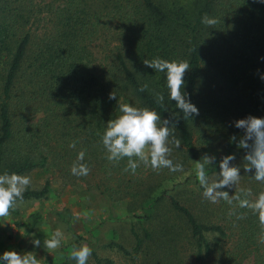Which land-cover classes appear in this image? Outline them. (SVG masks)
<instances>
[{
  "label": "trees",
  "instance_id": "obj_1",
  "mask_svg": "<svg viewBox=\"0 0 264 264\" xmlns=\"http://www.w3.org/2000/svg\"><path fill=\"white\" fill-rule=\"evenodd\" d=\"M205 15L218 23L206 26ZM157 57L189 62L183 91L198 116L184 120L166 74L143 64ZM261 57L264 3L253 0H0V174L50 175L41 188L29 187L24 201L47 197L54 181L104 195L119 207L111 217L131 224L130 249L114 232L105 247L135 263L264 264L257 215L238 203L208 210L189 203L172 182L178 172L141 165L126 173L127 159L113 166L101 142L107 122L121 115L118 104L129 103L179 119L181 148L169 158L184 169L213 145L234 155L238 139L231 137L243 136L234 122L264 118ZM157 92L168 111L156 103ZM82 150L91 172L78 178L70 169ZM211 154L216 163L223 157ZM251 176L255 198L264 183ZM232 210L246 218L229 216ZM92 239L95 264H114ZM55 264L76 263L64 255Z\"/></svg>",
  "mask_w": 264,
  "mask_h": 264
},
{
  "label": "clouds",
  "instance_id": "obj_2",
  "mask_svg": "<svg viewBox=\"0 0 264 264\" xmlns=\"http://www.w3.org/2000/svg\"><path fill=\"white\" fill-rule=\"evenodd\" d=\"M254 3H264V0H253ZM202 23L212 27L218 20L208 15L202 17ZM264 60V57H261ZM143 64L157 72L166 74V84L171 101L183 114L184 120H190L193 116L199 115L198 108L190 102V97L183 91L185 86V74L190 71V64L186 60L168 61L162 58L152 60L145 59ZM264 80V76L260 77ZM148 89L145 84L139 88L140 92ZM109 99H116L111 93ZM156 103L163 111H168L164 106L163 93H155ZM118 110L121 113L117 118L111 119L106 124V129L101 137L103 148L106 150V159L113 166L118 165L122 160L127 159L124 172L135 175L137 169L143 165L159 173L163 169H168L172 173L183 172V165L174 163L170 159V154L175 149H180L182 140L176 135V124L179 119L171 115L168 119H162L155 109L147 107L138 108L129 103H119ZM237 129L243 131V136L231 137L233 142L237 141V147L245 150L243 170L245 174L254 170L251 176L257 182L264 183V118L248 116L234 122ZM76 147V142L69 145ZM85 152L82 150L77 155V160L71 166V174L75 177H86L90 174L91 168L84 163ZM234 155L223 156L219 162L218 179H211L207 169H210L216 162L215 156L204 155L195 164V175L203 189L202 196L205 200L218 204L221 201L232 205L238 201L240 209H246L258 216L260 224V234L258 242L264 244V191L258 193L254 199L252 190L241 188L234 195H229L228 191L222 189H236L242 176L241 168L234 166L232 161ZM32 178L30 175H20L17 173L5 172L0 174V218H7L11 212L24 203V194L31 187ZM236 216L237 220L245 219L244 214H238L235 210L229 212V216ZM76 218H79L77 214ZM35 234H33V237ZM65 240V233L62 228L55 229L49 238H45L43 246L47 250L54 251L61 247ZM32 244L39 248L41 241L33 238ZM93 249L87 244L79 247L73 245L70 259L76 264H87ZM0 260L4 264H42L43 258L38 259L35 252L20 254L16 251H5Z\"/></svg>",
  "mask_w": 264,
  "mask_h": 264
},
{
  "label": "rangeland",
  "instance_id": "obj_3",
  "mask_svg": "<svg viewBox=\"0 0 264 264\" xmlns=\"http://www.w3.org/2000/svg\"><path fill=\"white\" fill-rule=\"evenodd\" d=\"M213 152H216L220 158L224 153L220 145H213L208 148L204 155L213 156L211 154ZM244 155L245 150L239 148L234 150L235 160L232 161V164L241 168L240 175L242 179L236 189H222L228 191L230 196L239 192V189H247L249 186L246 177L251 176V173L245 174L243 170ZM194 170L195 164L191 163L183 172L175 174L174 176H177V178L172 181L176 188L183 190L182 194L189 203H198L200 207L207 210L217 209L220 206L227 209L234 208L238 201H234L232 205H229L224 201L213 204L205 200L202 196L203 189L196 178ZM207 171L211 179H218L219 163L215 162ZM22 175L31 176V188H41L50 176L41 169H35ZM199 199L204 202L201 203ZM252 199H254V196ZM118 210L119 207L104 195L95 191H85L79 187L63 186L54 181L52 192L47 197L37 200H25L23 204L11 212L10 216L0 218V256L5 251H16L20 254L35 252L38 259L43 258L42 264H55L64 255L69 258L73 245L79 247L87 244L91 247L92 236H95L97 243L94 248L100 255L112 258L114 264H134L135 262L132 261L131 256H124L118 251L109 250L105 247L112 239V232H114L117 241L123 242L126 248H131L130 222L127 219H114L111 217ZM77 214H79V218H76ZM35 216L37 221L32 227ZM57 228H62L65 233V240L62 241L59 249L50 252L44 248L43 241L45 238H49ZM33 234H35L34 237ZM33 238L41 241L39 248L34 247L32 244ZM72 261L76 263L75 260ZM251 262L250 258L245 264H251ZM0 264H4V262L0 260ZM87 264H95L92 256ZM135 264H138V262Z\"/></svg>",
  "mask_w": 264,
  "mask_h": 264
}]
</instances>
